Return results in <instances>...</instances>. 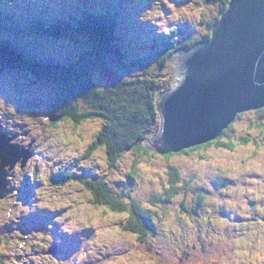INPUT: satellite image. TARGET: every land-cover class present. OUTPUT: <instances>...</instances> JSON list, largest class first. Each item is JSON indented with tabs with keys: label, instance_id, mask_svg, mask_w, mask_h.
<instances>
[{
	"label": "rangeland",
	"instance_id": "374dc122",
	"mask_svg": "<svg viewBox=\"0 0 264 264\" xmlns=\"http://www.w3.org/2000/svg\"><path fill=\"white\" fill-rule=\"evenodd\" d=\"M3 2L8 5L9 0H3ZM149 2L150 0H40L39 2L36 0H14L18 9L30 11L31 7H33L34 10L47 17L55 15L60 6L76 12V14H80L87 9L102 10L104 8L102 5L104 4L119 7L123 13H119L117 32L120 38L118 43L126 51L128 59L140 54L150 55L151 52L157 50L156 41L163 37H174L175 41L192 37L197 38L195 32L188 24H174L168 34L156 35L151 28L138 23L136 17L140 5H147ZM177 2L183 5L185 0H177ZM1 17L3 19H0V36L9 29L6 23L7 15H2ZM208 35L209 26L199 38L207 40ZM9 38H12L11 35H9ZM15 38L19 39L22 48L26 47L34 56L39 58L41 56L44 61L59 63L62 66L64 64H73L81 55L85 54V52L94 51L97 46L95 38L75 31L68 33L67 36L59 40L26 36L21 41V36ZM155 64V60H152V65ZM169 67L171 71L170 86H174L176 78L170 65ZM103 68L105 70L100 67L91 69L93 82L97 84V87L104 88L117 85L116 73L105 67ZM42 77L45 76L18 69L0 71V96L15 105L10 113L8 111L0 113V124L3 125L0 127V133L9 135L11 132L13 136L29 137L30 145L28 146L32 148L31 157L25 162L27 164L29 161H33L32 174L24 177L23 184L17 193L19 198L30 202L33 198L34 190L43 187L44 184L42 180L36 179V174L43 169H48L47 179L48 183L53 186L52 194L60 195L65 203L64 207L56 211L57 215L70 219L69 213L87 215L90 212L92 217L96 219L97 225H100V231H108L110 225L113 235H134L120 232L118 229L119 224L126 219V213L111 212L105 208L94 207L90 203L91 194L86 190L80 178L83 176L94 178L93 176L96 173L107 174L110 172V169L104 170L99 163H81V161L89 160L93 153L86 159L82 158L81 155L79 157L73 156L66 160H55L54 163L52 156L47 155L48 152H52L54 149L58 152L60 150L59 142L65 137H71L74 141L80 143L81 146L86 145V148H88L87 140L89 134L91 133L95 136V133L92 132L94 125L91 124V121L95 119L85 122L76 129L72 124L66 122H60L54 128L49 126L52 103L53 106H58L57 88L50 81L42 80ZM82 104L86 105L84 102ZM58 109L60 110V108ZM29 121L32 122L31 125H29ZM233 124L234 130L231 133L233 140L239 143L243 136H247L250 138L248 143L238 145L234 150L213 146L207 152L183 153L172 158V163L179 168L182 178L189 180L187 186L191 187V190L186 193L185 199L186 205L190 210L180 204L183 194L176 197L174 201L162 203L157 207L153 206L157 215L159 232L154 234L152 238H176L177 233L182 238L189 231L196 234L197 239H201V234L203 236H223L229 239H239L241 237L250 239L252 236L259 234V230L264 226V212L260 211V209H264V174L256 170L238 171L237 169L254 158L258 159V151L261 147H264V109L246 111ZM101 126L102 124L99 128ZM38 141L39 144L37 143ZM40 144H44L46 147L41 149ZM94 153L96 159H103L102 150H97ZM241 156H246L247 159H242ZM132 159L131 153H128L124 159L122 168L127 167V171L123 173L124 179L113 180L115 183L113 188L117 192L124 194V198L129 202L132 198V191L138 187V185L125 177L129 172L128 164L131 163ZM155 159L156 161L152 162L144 159L142 164H140L141 171L150 177L147 180L150 193L152 191H160L163 185L168 183L167 169L169 164L161 156ZM237 160H239V164H236ZM74 164H77V166L74 169L75 174L71 181L64 186L52 183L51 178L57 169L73 166ZM52 169H55V171ZM215 181L220 182L218 185L221 188L224 187L221 191L214 189V186H218L214 183ZM10 187L11 190L8 195L14 190V186L10 185ZM209 188H213L212 192ZM241 189L246 190L241 192ZM26 191L32 194L28 195ZM149 191H145L143 194ZM200 191H202L203 195L207 194L205 198L202 196L197 198V193ZM200 201L201 203L197 207L199 213L196 215L194 214L193 206ZM205 210H207L206 214ZM48 212L50 213L49 210ZM37 213L32 218L29 216L22 219L18 224L4 225L0 228L4 232L6 227L10 229L16 227L13 231L19 233L17 240L18 242H23V237L30 236L34 230L39 231L44 227L41 222H38ZM104 217L108 219L105 220ZM48 218H51V214ZM25 219L29 220L32 227L24 234L22 233L21 225ZM173 226L177 231H173ZM97 232V227L89 224L87 227L76 230L74 237L63 236L61 244L66 248L65 250L72 251L77 245L80 246V249L75 250L73 254L67 253L56 256L47 254L55 249L54 244L44 246L41 240H37L32 245L31 250L23 255L5 251V241L2 237L7 234L8 238L11 239L10 234L12 232H8L0 237L3 248L0 251V255L6 254L8 264H12L13 260L16 261V264H20L21 261L27 264H73L72 257L75 254L84 255L89 253L94 247L90 242L94 241ZM78 236L79 238H85L81 240ZM87 237L89 238L86 239ZM110 246L111 250H109ZM102 248L103 250H101V247H95V255H89L86 262H82V264H116V261L120 260L119 256L121 253L127 250L116 248L114 244H104Z\"/></svg>",
	"mask_w": 264,
	"mask_h": 264
},
{
	"label": "trees",
	"instance_id": "16d2710c",
	"mask_svg": "<svg viewBox=\"0 0 264 264\" xmlns=\"http://www.w3.org/2000/svg\"><path fill=\"white\" fill-rule=\"evenodd\" d=\"M102 6L104 7L102 10H83L77 15L60 6L54 15L55 24H50L49 20L43 19V22H38V26L33 22V12L16 17L10 11L13 23L12 32H19L21 23L25 24L27 28L25 30L32 36L41 35L56 40L75 31L95 38L97 46L94 51L85 52L73 64L62 66L59 63L44 61L41 56L40 58L34 56L27 48L24 49L17 43L20 41L16 40L15 36H13L15 42L1 37L0 71L18 69L31 72L35 75L45 76L42 77V80H48L56 86L58 106H53L52 103L49 116H55L58 119L51 121L49 118L48 124L52 128L60 122L72 124L76 129L89 120L99 119L103 121L99 133H95L94 142L89 144L82 158L86 159L91 153L102 150L103 155L109 157V169L120 170L125 157L131 153L133 159L128 164L129 172L125 177L136 185H138V181H141L140 164L144 159L152 162L161 156L169 164L167 169L168 183L163 185L160 191H152L151 193L149 191L143 194L152 204V207L147 209L135 205L133 198H131L129 206H125L123 203L126 200L124 194L113 188L115 186L113 180L109 182L110 172L107 174L96 173L94 178L87 176L80 178L86 190L91 194L90 203L94 207L105 208L112 212L129 213L128 222L120 227L122 230L134 232L136 239L139 240L141 235L148 237L151 232H155L158 228L153 206L157 207L161 203H166L175 194L187 193L191 190V187L187 186L189 180L182 178V173L172 163V158L183 153L207 152L213 146L234 150L238 145L248 143L250 138L247 136H243L239 143L235 142L231 136L232 130H234L233 123L246 112L239 113L219 137L212 141L195 144L181 151L168 154H159L149 149L145 140L158 135L160 130L161 116L158 109V98L162 92L173 86H170V56L177 48L192 46L202 38L192 37L175 41L174 37H163L156 41L158 48L150 55L140 54L138 57L126 59L125 51L118 43L119 35L117 32L119 13H123V11L113 5L104 4ZM3 9L0 6V19H3L1 16L6 14ZM214 25V23L209 25L208 38L211 36ZM152 60H155V65H152ZM97 66L102 70H105L103 68L105 67L116 73L118 84L104 88L97 87V84L93 82L91 73V69L98 68ZM83 102L86 105L82 104ZM263 109L264 107L257 110ZM122 157L124 159H121ZM117 160H120L119 164L115 162ZM76 166L77 164H74L57 169L51 178L52 183L66 185L74 178ZM214 183L220 184L218 181ZM217 188L221 191L224 187L221 188L218 185ZM209 189L212 192L213 188ZM26 193L32 194L29 191ZM200 193L202 194V191ZM206 195L202 194L201 196L205 198ZM194 212L196 213V211ZM137 233L141 235H137ZM7 262L8 258L1 254L0 264H7ZM209 264H215V261H210Z\"/></svg>",
	"mask_w": 264,
	"mask_h": 264
},
{
	"label": "clouds",
	"instance_id": "9594fccd",
	"mask_svg": "<svg viewBox=\"0 0 264 264\" xmlns=\"http://www.w3.org/2000/svg\"><path fill=\"white\" fill-rule=\"evenodd\" d=\"M230 4L231 0H185L183 5L178 3L177 0H150L147 5H140L136 19L138 23L151 28L156 35L168 34L174 24H188L199 38L210 24H216L222 19L223 12L228 10ZM7 8L16 17L24 15L16 7L14 0H9ZM14 106L13 103L0 96V113L4 111L10 113ZM31 123L29 121V125ZM102 123L103 121L99 119L91 121V124L94 125L92 132L98 134L99 126ZM2 126L0 124V127ZM94 140L95 136L90 133L87 144L93 143ZM8 142L12 145L27 148L29 137L13 136L10 132ZM37 143L39 144V141ZM45 147L46 145L40 144L41 149ZM59 149L58 152L54 149L52 152L47 153V155L52 156L53 163L55 160H66L73 156L79 157L87 151L86 145L81 146L71 137L62 138L59 142ZM241 158L247 159L246 156H241ZM121 159H124V157ZM3 161L4 157L0 156V171L7 175L10 185L14 186V190L0 201V227L18 224L22 219L37 212L49 210L51 214V219L45 223L44 227L39 231L34 230L30 236L23 237V242H18L19 233L16 231L10 234L11 239L8 238L7 234L2 237L5 241L4 249L10 253L16 252L23 255L31 250L32 245L37 240L43 241L44 246L61 243L63 236H71L76 230L92 224L98 229L94 241L90 242L94 247L89 253L75 256L73 264L86 262L89 255H95L94 248L101 247V250H103L102 245L104 244H114L116 248L127 249V253L120 260H117L116 264H209L210 261H215V264H264V226L261 227L258 235L252 236L250 239L243 237L229 239L223 236H203L202 234L201 239H197L196 234L191 231L182 238L179 233H177L176 238H152L137 233V235H141L139 240L134 235L121 234L116 236L112 234L110 225L108 231H100V225H97L96 219L92 217L90 212L87 215L69 213L70 219L57 215L56 211L64 207L65 203L60 195L52 194L53 186L48 183L47 179L48 169H43L36 174V179L42 180L44 184L43 187L34 190L31 201L26 202L20 199L17 193L23 184L24 177L32 174L33 161H29L23 167L22 161H16L8 167L6 173L4 172ZM115 162L119 164L120 160ZM81 163H99L104 170L110 168L107 155L103 159H96L95 153H93L89 160L81 161ZM236 164H239V160L236 161ZM52 170L55 171V169ZM237 170H256L264 174V147L259 149L258 159L254 158L248 161L247 164ZM125 171H127V167H123L120 171L111 169L108 177L109 182L123 180ZM139 174L141 181H138L139 186L132 191L131 195L135 205L147 209L152 207V204L143 195V192L149 191L147 180L150 177L142 171ZM245 190L241 189V192ZM123 203L125 206H129L128 200H124ZM260 211L264 212V209H260ZM104 219L107 220L108 218L104 217ZM128 219H125L126 223ZM173 231H177L174 226ZM109 250H111V246ZM12 264H16V261L13 260ZM20 264H24V262L21 261Z\"/></svg>",
	"mask_w": 264,
	"mask_h": 264
},
{
	"label": "water",
	"instance_id": "95a60500",
	"mask_svg": "<svg viewBox=\"0 0 264 264\" xmlns=\"http://www.w3.org/2000/svg\"><path fill=\"white\" fill-rule=\"evenodd\" d=\"M170 60L176 82L158 98L159 134L145 140L159 154L217 139L239 113L264 107V0H231L210 38L178 48ZM8 141L0 134L5 173L31 157L30 148ZM6 179L0 171V199Z\"/></svg>",
	"mask_w": 264,
	"mask_h": 264
}]
</instances>
